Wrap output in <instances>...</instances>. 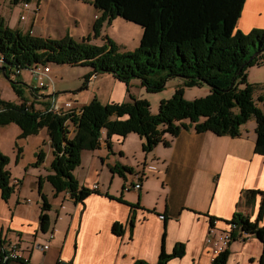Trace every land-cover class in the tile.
Instances as JSON below:
<instances>
[{"label": "trees", "instance_id": "1", "mask_svg": "<svg viewBox=\"0 0 264 264\" xmlns=\"http://www.w3.org/2000/svg\"><path fill=\"white\" fill-rule=\"evenodd\" d=\"M14 1L17 3L20 0ZM244 2L245 0H94V7L101 12L93 25L95 34H98L103 21H111L117 16L142 27L138 49L126 54L117 53L116 45L111 41L108 45L90 46L85 40L75 42L67 36L61 40L49 39L0 23V56H5L8 63L19 68L49 66L52 61L75 65L89 63L94 69L85 75L87 78L99 71L112 73L115 78L125 82L135 76L141 78L143 85L151 92L164 88L169 77L183 78L182 85H177L172 97L164 98L159 103L156 113L150 111V101L147 98H136L132 94V99L128 102L105 103L95 97L85 103L82 109L67 112L44 108L29 111L25 98L19 103L0 98V127L10 122L16 123L22 128L21 136L30 134L41 126L46 127L54 143L52 172L46 178L53 185L56 194L66 191L76 202H83L91 193L98 192L97 189L80 185L73 170L81 161L83 149L100 147L103 131L104 139L110 146L113 134L125 136L135 130L145 137L143 149L151 151L160 142L169 145L170 140L166 136H176L182 129L188 128L187 120L194 123L197 132L211 130L219 135L237 136L241 134V126L255 118V152L264 155V96L259 95L257 99L254 97L257 85L247 80L245 72L264 53V28L254 27L243 32L237 27ZM250 45L254 47V51L250 50ZM255 51L258 53L252 56ZM4 70L12 81L14 90L21 95L22 91L17 87L22 82L19 80L20 76L11 78L8 67ZM204 84L210 88L207 95L192 100L184 98V88ZM32 95L40 103L44 100L47 102L50 97L47 92L40 93L37 89H32ZM257 101L263 105H259ZM71 121L74 131L68 137L65 134L66 123ZM43 157L44 154L40 151L37 162L43 160ZM8 159L0 151V188L5 199L15 190L10 182ZM117 168L120 173L132 171L127 166ZM256 192L258 191L248 189L245 193L250 198ZM41 198L40 227L46 231L51 203L43 193ZM133 219H130L131 227ZM232 221L238 222L240 229L248 235H256L264 246V226H259L257 222L253 223L248 217L238 213L228 222ZM112 230L120 235L123 225L115 222ZM182 253L181 244L176 245L172 253H167L162 246L158 264H167L169 258ZM226 257L227 251L215 257L213 263L225 264ZM10 261L0 264H8ZM15 261L18 264H35L24 257ZM57 264L67 263L59 260ZM134 264L147 263L138 260Z\"/></svg>", "mask_w": 264, "mask_h": 264}, {"label": "crops", "instance_id": "2", "mask_svg": "<svg viewBox=\"0 0 264 264\" xmlns=\"http://www.w3.org/2000/svg\"><path fill=\"white\" fill-rule=\"evenodd\" d=\"M93 8L98 17L101 12ZM44 12L50 15L49 6ZM237 27L243 32L264 28V0H245ZM18 29L32 33L33 27L31 24ZM64 33L61 30V35ZM97 77L86 78L84 86H90L92 92L77 105L82 107L95 95ZM26 86L31 98L26 95L25 100L37 103L32 88ZM54 93L60 98L63 92ZM113 98L124 101L121 83ZM60 108L66 112L82 109L74 108L72 102ZM255 121L251 118L244 123L240 135L229 136L211 130L197 132L194 123L187 120L188 128L176 136H166L169 145L160 142L151 151L143 149L145 137L135 130L125 136L113 134L110 146L103 131L95 154L91 152L96 149L82 150L83 171L73 170L80 185L93 189L97 184L98 192L76 202L66 191L56 194L52 185V202L59 213L49 231L40 227L42 174L37 182L32 169V190L35 185L39 187L36 193L28 192L25 174L20 179L11 175L7 166L15 190L5 199L0 188V245L17 243L21 257L35 264H57L59 260L67 264H134L138 260L158 264L162 246L172 253L181 244L183 253L169 258L167 264H211L213 254L206 236L212 226L226 229L236 213L264 226V155L255 152ZM117 166L131 167L132 171L120 173ZM24 168L31 171L28 165ZM139 170L144 171L141 188L124 190L126 181H136L135 172ZM248 189L258 192L247 198ZM28 194L35 202L26 198ZM115 222L123 225L120 235L112 230ZM51 231L54 236L50 238ZM47 241L49 246L42 251ZM263 247L253 233L241 239L234 237L226 250L225 264H264ZM8 264L18 263L12 260Z\"/></svg>", "mask_w": 264, "mask_h": 264}, {"label": "rangeland", "instance_id": "3", "mask_svg": "<svg viewBox=\"0 0 264 264\" xmlns=\"http://www.w3.org/2000/svg\"><path fill=\"white\" fill-rule=\"evenodd\" d=\"M22 4L23 0L17 3L14 0H0V23L3 26L13 29H22L32 24V35L45 36L46 38L56 40H61L67 36L75 40V42L85 40L90 46L108 45V42L111 41L115 43L117 53L121 54L135 51L139 47L143 32L142 27L133 21L123 19L121 16H117L111 21H103L98 34H95L93 25L98 17H96L94 13V0H31L27 7H23ZM46 5L49 6L50 10V15L48 17L45 16L44 12ZM67 29H69V32H66ZM61 30L65 31L62 35ZM249 48L251 51H254L252 45H250ZM263 60L264 53L257 57V61L248 66L245 71L247 80L257 85L254 90V97L256 99L259 95L264 96ZM87 64L75 65L67 63L59 64L53 61L49 62V67L51 68L49 75L51 79L54 80V90L63 92L61 95L59 94L61 100H67L65 98L72 97L74 108H81V106L77 105L80 103L79 101L82 100V97L85 98L92 92L90 86H84L87 84V77L85 75L94 69L89 63ZM1 66L2 64L0 63V67ZM36 67L37 66L32 69ZM97 74L98 77L94 80L97 81L96 86L93 88H98L95 89L96 93L92 95L91 100L97 97L101 102H117L112 99H114L113 97H115L118 92L121 83L123 93H125V99H123L124 101L122 102L130 101L132 99L131 94L136 98H147L150 101V111L152 113H156L159 108V103H161L164 98L169 99L172 97L176 86L182 85L183 82L181 76H172L167 79L164 88L151 92L146 89L142 79L139 77L131 76L129 80L125 82L115 78L112 73L109 72L99 71ZM25 77L29 81H26ZM46 80L48 81V78H46ZM20 81L24 82L23 84H17V87L22 90L21 95L14 90L10 78L0 70V98L14 101V103L21 102L26 95L31 98L29 88L26 85H29L32 89H37L40 93H45V89L38 86L39 78L32 76L27 69L23 70V76ZM209 89L210 88L206 84L186 87L184 88L183 96L186 100H192L195 97L198 98L207 95ZM51 91L52 88L50 89V92ZM38 101L40 100L37 99V103L35 104L33 101H26V108H29V111H31L33 109H42L43 106L47 105L45 104L46 100H44L45 103H40ZM258 104L261 106L263 105L260 101ZM59 110H61V108H59ZM66 127L67 130L65 134L70 137L74 131L72 121L67 122ZM21 129L22 128L18 124L13 122L0 127V151L9 157L7 166L12 170L11 175H17L20 179H23V175L25 174L26 191L29 192L32 190V184L30 183L32 179H34L31 176L32 169L36 174L37 182L39 180V175L42 174L43 178L41 177L40 180L41 193H43L52 204L48 211L50 221L46 231H49L51 222L59 213L56 205L52 202V184L46 178L47 174L52 172L51 161L54 159V143L47 133L46 127L41 126L39 129L25 136H21ZM40 151L43 152L44 157L43 160L37 162ZM97 151L98 149L90 152L95 154ZM81 161L75 168L79 173L83 171ZM25 165H28L31 171H26L24 168ZM14 171L15 174L13 173ZM38 187L39 184L38 186L35 185L32 191L36 193ZM26 196V198H31L33 202H35L32 195L28 194ZM39 200L42 204L41 195ZM61 217L64 218V215ZM60 222H64V220ZM38 247L40 248V246ZM41 250L43 251L44 249Z\"/></svg>", "mask_w": 264, "mask_h": 264}, {"label": "built area", "instance_id": "4", "mask_svg": "<svg viewBox=\"0 0 264 264\" xmlns=\"http://www.w3.org/2000/svg\"><path fill=\"white\" fill-rule=\"evenodd\" d=\"M30 0H23V6L27 7L30 4ZM23 17V16H22ZM0 63L8 67L10 70L9 75L11 78L16 79L17 76H22L23 75V70L27 69L30 74L34 77L39 78V87H43L45 89V92H50V89L52 88V93L50 94L49 99H47V105L42 107V109H53V108H60L63 104L72 102V99H67V100H61L55 93H54V80L51 79L49 72H50V67L49 66H37L35 69H29V68H19L17 66L12 65L11 63H8L5 56H0ZM48 78V81L46 80ZM144 176V171L139 170L135 172V179L136 181H126L124 183L123 189L124 190H129L130 188L134 189H140L141 188V180ZM15 183L18 182L17 179L14 180ZM98 185L94 184L93 189H97ZM162 218H164V215L159 214ZM54 236L53 231L50 232V238ZM248 234L246 231H243L240 229V226L238 222L232 221L229 223V227L226 229H217L214 226L209 229V232L206 236V243L207 246L209 247L211 253L213 254L212 256V262L211 264H214L213 261L215 257L219 256L221 253L225 252L228 249L229 243L234 237L238 238H245L247 237ZM48 241L42 246L43 249L48 248ZM21 257L20 254V248L18 247L17 243H11V244H5L0 245V262H6L10 260H17L18 258Z\"/></svg>", "mask_w": 264, "mask_h": 264}, {"label": "water", "instance_id": "5", "mask_svg": "<svg viewBox=\"0 0 264 264\" xmlns=\"http://www.w3.org/2000/svg\"><path fill=\"white\" fill-rule=\"evenodd\" d=\"M258 53V51H255V53L252 55V56H254L255 54H257ZM252 56H250V58L252 57ZM4 66H2V67H0V70H2L3 71V73L5 74V70H4Z\"/></svg>", "mask_w": 264, "mask_h": 264}, {"label": "bare ground", "instance_id": "6", "mask_svg": "<svg viewBox=\"0 0 264 264\" xmlns=\"http://www.w3.org/2000/svg\"><path fill=\"white\" fill-rule=\"evenodd\" d=\"M46 67V66H45ZM53 109H59V108H53ZM52 110V109H51Z\"/></svg>", "mask_w": 264, "mask_h": 264}]
</instances>
